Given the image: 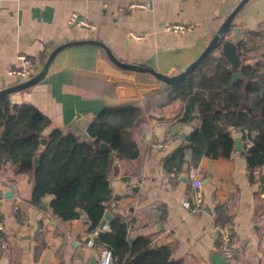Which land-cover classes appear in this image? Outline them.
Instances as JSON below:
<instances>
[{
  "label": "crops",
  "instance_id": "crops-1",
  "mask_svg": "<svg viewBox=\"0 0 264 264\" xmlns=\"http://www.w3.org/2000/svg\"><path fill=\"white\" fill-rule=\"evenodd\" d=\"M239 1L0 0V90L19 83L7 74L18 67V55L31 58L37 74L57 46L79 40H97L122 62L176 75L200 56ZM130 3L147 6L129 8ZM72 14L94 27L70 25ZM232 22L242 28L238 43L231 54L218 44L211 51L214 57L224 58L227 67L239 74L235 78L245 67L264 73V33L259 29L264 23V0H248ZM175 24L188 30L164 29ZM131 33L141 38H132ZM228 35L222 39L226 41ZM154 86L159 89L160 82L152 75L121 69L102 48L85 44L57 52L41 80L11 93L10 99L14 104H31L50 119L44 136L53 128L78 135L69 126L73 121L86 118L90 123L105 106L137 102L143 113L129 129L137 154L113 161L106 222L116 213L124 215L130 242L147 238L151 248L160 244L153 249L167 246L169 260L182 264H210L209 257L219 254L214 227L228 225L234 264H264V166L248 167L245 141L250 137L229 128L234 143L241 140L240 150L233 148L229 157L203 155L195 164L186 149L187 162L179 170L166 169V164H178L177 158L170 162L171 157L179 154V147L188 146L187 137L199 122L182 120L184 107L178 99L145 110V96L154 91L141 95L138 90ZM118 87L133 88L136 94L120 97ZM191 171L202 185L203 207L197 211L181 206L190 189ZM31 188L28 173H14L9 164L0 170V264H98L105 246L95 243L97 235L91 233L108 226L100 228L99 223L91 229L83 213L62 221L52 214L51 196L40 204L31 203ZM8 191H12L9 197ZM90 239L93 245L87 244Z\"/></svg>",
  "mask_w": 264,
  "mask_h": 264
},
{
  "label": "trees",
  "instance_id": "trees-1",
  "mask_svg": "<svg viewBox=\"0 0 264 264\" xmlns=\"http://www.w3.org/2000/svg\"><path fill=\"white\" fill-rule=\"evenodd\" d=\"M212 52L179 81L160 82L157 91L145 96V110L152 104L162 107L178 99L184 107L182 120L195 118L199 122L187 137L188 146L179 147V154L172 155L170 162L177 158L178 164H166L168 170H179L187 162L186 149L195 164L203 155L229 157L234 148L229 128L250 137L248 167L264 166V73L245 67L242 76L233 79L226 60L214 57ZM142 113L135 101L105 106L88 125L91 142L87 143L69 129L53 128L44 136L51 125L47 116L31 104L12 103L10 94L0 95V170L9 164L14 173H28L31 203L40 204L44 197L51 196L53 215L69 221L83 213L94 229L112 197L108 174L114 159H131L137 154L129 129L139 122ZM100 143L115 154L102 150ZM107 226L98 233L95 243L109 248L117 264H182L169 260L167 246L153 249L147 238L130 242L124 215L114 214Z\"/></svg>",
  "mask_w": 264,
  "mask_h": 264
},
{
  "label": "water",
  "instance_id": "water-1",
  "mask_svg": "<svg viewBox=\"0 0 264 264\" xmlns=\"http://www.w3.org/2000/svg\"><path fill=\"white\" fill-rule=\"evenodd\" d=\"M247 1L248 0H240L238 2V4L235 6V8L228 14V16L224 19V21L218 27L217 31L215 32V34L213 35V37L211 38L209 43L206 45L205 49L200 54V56L193 63H191L185 70H183L182 72H180L176 75L165 76V75H162V74L156 72L155 70L151 69L150 67H147L143 64H133V63L122 62V61L118 60L113 55V53L108 48V46H106L105 44H103L97 40H79V41H71V42L63 43V44L57 46L50 53V55L48 56L44 66L42 67V69L37 74L33 75L31 78H29L25 81H22L16 85L1 89L0 95L11 94L13 92L21 91L27 87L35 85L36 83H38L41 80L43 75L46 73L49 63L51 62V60L53 59V57L55 56V54L57 52H59L60 50H62L64 48L70 47V46L85 45V44H91V45H95V46L102 48L104 50V52L106 53L107 57L110 59V61L115 66H117L121 69H124L126 71L136 72V73H148V74L152 75L159 82L175 83V82L179 81L180 79H182L184 76H186L188 73H190L199 63H201L203 61L204 58H206L211 53V51L218 44L222 43L226 52H229V54L232 53V51L234 50V45L238 43V40L240 39L241 33H242V28L235 26L234 23L232 22V20L236 16V14L241 10V8L244 6V4ZM228 33H229V35L227 36V40L225 41L224 36ZM222 38H224V39H222ZM238 75H239L238 73H233V78L237 77ZM157 89H158L157 86L151 87L149 89L142 88V89L138 90V93L141 95H145L148 92L155 91ZM117 93L120 97H125L126 95H129L130 97H134L136 94V90L133 88L126 89L124 87H118ZM88 125H89L88 119L80 118L79 120L73 121L72 123H70L69 126L73 127L77 131L80 141L90 143L91 138L89 137V135L87 133ZM99 146L102 150L109 152L110 155L115 154V151L111 150V148L108 145H106L104 143H100ZM241 146H242L241 140L236 139L235 143H234V149L240 150ZM36 164H37V159L34 160V167L36 166ZM11 194H12V191H8L6 193V196L9 197V196H11ZM43 204H45V203H43ZM109 218H110V214L108 212H105L103 215V218L100 222L99 227L102 228L103 224ZM24 234L27 237V232H24ZM157 245H160V244L158 243ZM157 245H153V248H156ZM235 258H236V256L233 255V259H235ZM209 262H210V264H234V262L232 260L225 259L220 254H217V253H214L209 257Z\"/></svg>",
  "mask_w": 264,
  "mask_h": 264
},
{
  "label": "built area",
  "instance_id": "built-area-1",
  "mask_svg": "<svg viewBox=\"0 0 264 264\" xmlns=\"http://www.w3.org/2000/svg\"><path fill=\"white\" fill-rule=\"evenodd\" d=\"M147 4L143 3H130L128 5L129 8H145ZM68 23L70 25H78V26H85V27H91L94 26L87 23L83 18L77 16L76 14H72L68 18ZM164 29L166 31H171L175 33H181L185 30H188L187 26L181 25V24H175V25H168L165 26ZM260 31L264 33V23H262L259 27ZM132 38L140 39V35H136L134 33H131L130 35ZM17 59L19 60L18 67H15L13 69H10L7 74L9 76H12L17 82L25 81L29 78H31L35 72V63L34 61L26 57L25 55H18ZM167 143V142H166ZM163 145L166 147L167 145ZM252 145V142L250 139L245 141V148L249 149ZM189 178H190V189L187 194V196L182 200L181 206L188 210V211H197L203 207V197H202V185L201 181L198 179L195 172L191 171L189 172ZM107 227V222H105L102 226V228ZM214 229L216 230L218 234V249L219 254L228 260L232 259L233 256V237H232V231L228 225H221L217 224L215 225ZM92 236L98 235L97 231H93ZM87 244L93 245V241L90 239L87 241ZM116 258L114 257L112 251L104 247L99 255L98 264H115Z\"/></svg>",
  "mask_w": 264,
  "mask_h": 264
}]
</instances>
